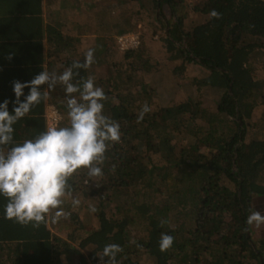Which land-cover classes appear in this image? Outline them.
<instances>
[{
    "label": "trees",
    "instance_id": "trees-1",
    "mask_svg": "<svg viewBox=\"0 0 264 264\" xmlns=\"http://www.w3.org/2000/svg\"><path fill=\"white\" fill-rule=\"evenodd\" d=\"M42 1L0 0V30L20 35L21 42L26 29L32 33L31 43L19 45L33 53L31 68L22 71L26 75L22 83L44 70ZM192 2L190 10L197 18L190 27L185 24L189 8L184 0H154L155 11L161 12L156 21L165 30L163 40L173 53L171 60H182L175 72L185 71V64L191 63L204 69L205 74L194 78L192 86L217 94L222 122L226 120L235 129L220 135L217 128H199L195 120L209 116L207 108L199 110L200 103L184 119L178 116H186L187 106L163 100L158 112L150 110L138 120L141 107L145 103L152 106L145 85L139 92L144 97L130 85L133 72H138L137 61L152 69L150 61L142 64L148 58L142 44L147 39L140 36L139 48L119 49L136 62L128 65L127 73L118 75L113 89L110 81L95 82L107 97L104 114L117 121L121 130L120 141L111 144L100 165L102 176L90 177L87 169L74 173L68 184L79 206L73 208L71 197H66L62 207L70 215L49 218L38 228L4 218L7 201L0 197V264H107V258L101 260L97 255L109 243L123 249L117 255L118 264H264V237H258L255 224L246 222L252 211L264 215V113L256 114L260 104L264 107V0ZM165 8L171 15L167 16ZM213 10L216 16L210 14ZM96 22L102 23L98 17ZM113 22L103 23L105 31L106 27L114 29L119 37L131 32V27L124 29ZM47 34L50 45L64 41L59 50L75 44L64 38L57 41L60 37L54 28H47ZM111 50L106 53L114 54ZM101 53L94 54L90 67L99 63ZM83 60L84 55L79 58ZM72 62L67 59L65 66ZM90 67L78 70L73 82L91 76ZM172 77L168 74L167 79ZM171 87L173 92L181 90L177 85ZM57 91L49 104L62 114L60 126H67L66 94L64 89ZM46 115L43 100L31 109L29 118L14 125V140L23 142L45 131ZM161 233L174 237L166 251L159 248Z\"/></svg>",
    "mask_w": 264,
    "mask_h": 264
},
{
    "label": "clouds",
    "instance_id": "clouds-1",
    "mask_svg": "<svg viewBox=\"0 0 264 264\" xmlns=\"http://www.w3.org/2000/svg\"><path fill=\"white\" fill-rule=\"evenodd\" d=\"M210 14L217 15L215 10ZM94 53L95 49L89 48L82 62L73 61L59 74L42 70L28 82L14 81L15 100L11 101V112L9 100L0 102V197L7 201L3 205L4 218L22 225L31 224L34 228L46 224L49 218H67L70 213L62 207L65 198L71 197L73 208L80 204V200L72 196L69 178L80 169H87L90 177L102 176L100 165L111 144L120 141V125L104 114L107 97L92 77L73 82L78 70L94 63ZM57 83L63 86L66 94L70 123L48 127L34 138L16 142L14 125L35 105L46 100ZM45 85L46 88L42 87ZM150 110L145 103L138 120ZM246 222L258 226L264 223V215L252 211ZM173 243L171 234L161 233V251L168 250ZM122 251L119 244L109 243L97 256L101 260L107 258V264H118L117 255Z\"/></svg>",
    "mask_w": 264,
    "mask_h": 264
},
{
    "label": "rangeland",
    "instance_id": "rangeland-1",
    "mask_svg": "<svg viewBox=\"0 0 264 264\" xmlns=\"http://www.w3.org/2000/svg\"><path fill=\"white\" fill-rule=\"evenodd\" d=\"M122 1L124 5L120 6ZM141 1L143 2L141 3ZM184 1L186 6L189 8L187 9V13L189 12V17L185 22L186 28H188L193 25V21H195L197 18L195 15H193V13H191L190 10L195 3L192 2V0ZM91 3L94 5L89 9L92 11L94 10L93 13L91 12V22L95 21V25L92 27L94 28L92 35L95 34V41L94 38H91V43L89 44L91 47L86 44L83 45L82 48L88 50L89 48H92L96 45L94 54L96 55V52L98 51L99 56L100 51L102 52L100 61L98 57L99 63H96V65L94 64L89 69V72H91V77L95 80V82H98L99 79H103L107 83L110 81V88L113 89L112 87L114 86V80L118 78V75L122 74L123 72L127 73L130 68L128 65L136 62V58H127V55L119 50L116 43L119 36H116L115 30L106 27L107 31H105L103 23L107 24L109 22L118 21V27H122L124 29H129L131 27V32H129L131 35H143L147 39V42H143L142 44L145 43V49L148 58L147 60L143 61L142 64L144 65L146 61H150V66H152V69L148 70L146 66L142 67L140 62L137 61L135 68H137L136 70L138 72H133V80L131 81L130 85L134 87L136 91H138L140 96L143 97L145 96V93L139 92L142 90L141 86L145 85L146 91H148L147 93L149 94L152 103L151 113L158 112L163 100H166L172 102V104H183L187 106L186 116L184 117L183 114L178 116L180 118L183 117L186 119V117L190 116L191 112L194 113L198 110L195 105L200 103L199 110H204L207 108V115L209 116L201 120H195V123H197L199 128L203 127L204 130H212L217 128L220 135H224V133L227 134L228 130L231 128L235 129V126L231 123H229V126L227 122L224 123L226 120H223L224 122H222V118L218 114V95L207 89L199 92L195 86H192L194 78L205 74L206 71L204 69L195 63H191L185 64V71L175 72V69L182 64V60L174 62L171 60L173 53L168 51V47L163 40L165 37L164 28L156 21V17L160 15L161 12L157 10L155 11L154 0H95L91 1ZM141 4H144L146 7L142 8ZM164 11L167 13V16L171 15L170 9L165 8ZM97 17L102 23L96 22ZM120 21H125V24L120 25ZM111 34H113V37L111 41H109L110 39L108 37H111ZM111 47L113 49L111 51H113L114 54L108 55L106 51ZM262 67L263 66L257 67L261 72L260 74H263ZM171 73L174 77L169 78L170 80H168V74ZM171 85L174 87L176 85L178 87L180 86L181 90H177L178 92H173L174 88H172ZM154 93L156 94L154 95ZM263 113L264 107L262 104H260L256 114L261 116ZM229 136L231 135L228 134V137ZM176 140L177 138L175 141ZM178 140H180L181 143L182 141L186 143L182 137H179ZM140 146L142 145L140 144ZM156 157L160 158V155H155V158ZM127 195L131 197L132 193H130V191L128 192L127 190ZM141 200L142 198L138 199V201ZM108 208L110 207L108 206ZM91 221H93V219ZM254 228L258 237L264 236V223H261L258 226L255 225ZM137 236L138 233H135L134 237Z\"/></svg>",
    "mask_w": 264,
    "mask_h": 264
},
{
    "label": "crops",
    "instance_id": "crops-1",
    "mask_svg": "<svg viewBox=\"0 0 264 264\" xmlns=\"http://www.w3.org/2000/svg\"><path fill=\"white\" fill-rule=\"evenodd\" d=\"M91 1L95 0L42 1L43 20L46 28L44 39L46 48L45 71L59 74L67 68L65 66V61L67 59L72 62L74 60H79L83 55L85 56L87 50L83 49L82 46L86 44L89 45L91 43V38L95 37V34L92 35L94 31L92 27H94L95 22H91V12L93 13L94 10L92 11L89 9L94 6ZM49 27L56 30V37H60L57 41L61 40L62 42L64 38L67 39L69 43L75 42L74 45L72 43L73 48L72 46L70 47L69 44V49L60 47L61 50H59L58 47L64 44V41L60 45L58 44L59 46L50 45V37L47 34V28ZM1 30L6 33L0 34V101L7 99L13 107L11 103V101L15 100L12 87L13 82L23 81L26 75L22 71L32 66L30 62L33 53H31V50L28 51V48L25 47L23 49L19 45L20 43H24V45L31 43L32 33L26 29V34L22 37L24 38V42H21L20 35L10 36L7 34L8 31L5 28ZM18 33H20V31ZM2 39H4L5 42H2ZM92 48L95 49L96 45ZM75 49L76 52L74 51ZM27 63L29 64L27 65ZM30 80L31 78L28 79V81ZM44 87L46 88L47 86L45 85ZM59 88L63 89V86L57 83L55 87L48 92V97L45 100L47 107L49 103H51L50 101L54 100V97H57L58 93H56V91ZM28 91L29 90L25 91V95H27ZM21 99H23V97H21ZM28 115H31V111L24 118H29L27 117Z\"/></svg>",
    "mask_w": 264,
    "mask_h": 264
},
{
    "label": "built area",
    "instance_id": "built-area-1",
    "mask_svg": "<svg viewBox=\"0 0 264 264\" xmlns=\"http://www.w3.org/2000/svg\"><path fill=\"white\" fill-rule=\"evenodd\" d=\"M118 45L119 49L123 51L137 49L141 45L140 36L131 34L123 35L118 38ZM46 117L48 127H59L63 120L62 114L60 113L59 109L52 104H49L47 107ZM96 264H105V262L99 261Z\"/></svg>",
    "mask_w": 264,
    "mask_h": 264
},
{
    "label": "water",
    "instance_id": "water-1",
    "mask_svg": "<svg viewBox=\"0 0 264 264\" xmlns=\"http://www.w3.org/2000/svg\"><path fill=\"white\" fill-rule=\"evenodd\" d=\"M230 93H232V90H230ZM240 125H242V122L240 121Z\"/></svg>",
    "mask_w": 264,
    "mask_h": 264
}]
</instances>
